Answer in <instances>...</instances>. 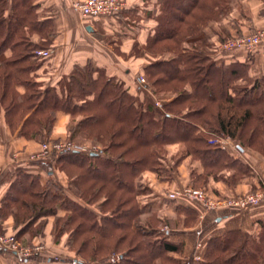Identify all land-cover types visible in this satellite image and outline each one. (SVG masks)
<instances>
[{
    "label": "trees",
    "instance_id": "16d2710c",
    "mask_svg": "<svg viewBox=\"0 0 264 264\" xmlns=\"http://www.w3.org/2000/svg\"><path fill=\"white\" fill-rule=\"evenodd\" d=\"M40 7V0H0V121L42 142L64 112L71 137L91 138L102 152L66 151L33 161L46 181L19 171L0 204V233L11 217L19 239L42 237L53 217L55 242L67 236L66 246L77 255L73 264H184L171 254L182 253L183 244L169 240L165 222L140 203L136 178L146 170L168 177L185 156L203 166L193 173L195 188L207 189L211 179L238 184L257 178L242 159L211 143L215 135H228L240 151L264 155V74L252 75L248 61L218 63L203 33L230 12L231 0H161L146 42H135L128 56L145 59L142 74L154 93L171 98L162 108L91 61L46 86L39 72L47 59L35 55L52 48L55 27ZM178 142L184 154L167 160L168 146ZM55 168L66 174L67 185ZM178 214L188 226L198 219L189 206L180 205ZM259 223L256 232L232 228L211 236L200 264H264ZM113 254L119 260L112 261Z\"/></svg>",
    "mask_w": 264,
    "mask_h": 264
},
{
    "label": "crops",
    "instance_id": "0c3cea01",
    "mask_svg": "<svg viewBox=\"0 0 264 264\" xmlns=\"http://www.w3.org/2000/svg\"><path fill=\"white\" fill-rule=\"evenodd\" d=\"M77 0H40V10L45 17L54 20L55 34L53 36V55L47 60L46 69L39 72V80L48 85L54 84L64 75L70 73L74 66H84L88 61L96 67L105 68L108 74L116 75L125 81L131 91L140 94L146 100V95L136 79L142 74L145 59L129 57L128 54L135 42L144 44L155 24V16L158 13L161 0H125L126 7L120 15L114 17H102L93 20L83 16L75 10L73 3ZM232 8L220 21H213L206 26L204 32L209 34L210 48H215L219 35L231 34L234 31H250L264 27V0H232ZM35 41L40 37L36 35ZM116 46L119 47L118 51ZM127 54V56L123 55ZM214 60L218 63L232 62L235 60L248 61L252 75L264 74V53H249L243 50L233 52H214ZM23 91L22 87H19ZM0 128V168L3 169V177L0 178V204L7 193L10 180L16 174L25 170L41 175L42 180H47L46 173L39 165L33 162L28 155L39 149V142L28 140L12 132L1 119ZM70 117L64 112H59L50 138H64L69 135L68 125ZM168 157L180 156L185 152L182 142L168 146ZM19 153V159L13 160L12 155ZM247 163L257 178L245 179L238 184H227L223 181L210 180L215 195H236L256 189L264 183V155L253 150L239 151L237 155ZM175 171L160 174L156 171L146 170L136 178V187L140 190L139 199L145 204H152V211L165 222L163 228L167 232L169 240L183 244L182 253H171L173 256L183 259L184 264H200L196 262L194 255L196 246L202 242V253L206 249L207 240L214 235H219L232 228H241L249 232H256L260 227V221H264V202L247 209L231 207H219L205 209L198 202L171 199L169 194L175 189L193 185V173L203 171L202 163L192 156L183 157L175 167ZM171 174V175H170ZM55 177L64 185H67L66 174L55 168ZM254 184H253V183ZM189 206L198 211V219L193 225H185L179 218L178 207ZM184 216V215H183ZM54 218L48 221L43 238L47 241L48 254L59 255V258L50 255L44 260L22 259L15 253L4 251L0 247V264H73L77 255L66 246L67 236L60 243H56L52 234ZM5 232L14 231L13 218H8L4 224ZM29 243L39 241L40 237H28ZM59 259V260H58Z\"/></svg>",
    "mask_w": 264,
    "mask_h": 264
},
{
    "label": "built area",
    "instance_id": "2783aa9c",
    "mask_svg": "<svg viewBox=\"0 0 264 264\" xmlns=\"http://www.w3.org/2000/svg\"><path fill=\"white\" fill-rule=\"evenodd\" d=\"M75 10L79 11L83 16L93 20H100L102 17H114L119 14L125 7V0H77L73 3ZM211 55L214 52H233L243 50L249 53H264V27L244 31L242 33H235L222 40H217L215 48H208ZM52 48H41L36 51L35 58L48 59L52 56ZM140 84L146 86L147 78L140 74L137 77ZM169 99L154 98L156 107H163L165 102ZM170 101V100H169ZM211 143L219 145L221 148L228 149L232 144L228 137H214ZM77 151L83 153H99L102 149L98 145L79 144L75 140H59L54 142L45 141L41 145V149L31 156V160H49L58 156L62 152ZM0 171V175H1ZM171 199H180L185 201L198 202L205 209L231 207L236 209H246L250 206H256L264 202V185H260L254 191L239 194L229 197H214L210 196L205 188H195L193 186H185L180 189H175L169 194ZM0 247L6 248L15 252L22 259H30L37 254H42L45 251L44 246L37 245L34 247L24 246L18 242L15 236L0 237ZM203 244L199 242L196 246L197 252L194 255L196 262L203 260L202 253ZM119 254H113L112 261L119 260Z\"/></svg>",
    "mask_w": 264,
    "mask_h": 264
},
{
    "label": "rangeland",
    "instance_id": "374dc122",
    "mask_svg": "<svg viewBox=\"0 0 264 264\" xmlns=\"http://www.w3.org/2000/svg\"><path fill=\"white\" fill-rule=\"evenodd\" d=\"M231 2H232V0H231ZM224 17V16H223ZM213 22V21H212ZM206 28V27H205ZM251 31V30H250ZM242 32H244V31H234L233 33H231V34H224V35H222V37H221V35H219V37H218V40H222V39H224V38H226V37H228V36H231L232 34H235V33H242ZM203 33L204 34H206V32H204L203 31ZM206 35H208L209 36V34H206ZM210 37V36H209ZM53 50V49H52ZM53 55V54H52ZM51 58V57H50ZM49 59V58H48ZM47 59V60H48ZM140 75V74H139ZM146 77V76H145ZM136 81H137V83L139 84V86H140V88H141V90H142V92L144 91L146 94V97H147V100H150V102H151V100H152V103L154 104V98H162V99H169V100H171V98L170 97H162V96H159V95H157V94H155L154 93V89H153V86L151 85V84H149L148 83V81H147V85L146 86H144V85H142V84H140L139 82H138V80L136 79ZM169 100H168V102H169ZM165 103H167V102H165ZM154 106H155V104H154ZM156 107V106H155ZM164 107V106H163ZM157 108H162V107H157ZM68 130H69V125H68ZM220 136H222V137H228V138H230L231 139V142H232V144L230 145L231 147L229 148L230 150H228L230 153H232V154H236L237 155V153L240 151V148H239V146L237 145V142H236V140H234V139H232L230 136H228V135H215V136H213V138L214 137H220ZM59 140H75L77 143H79V144H87V145H101V144H99V143H97V142H95L94 140H92L91 138H88V137H75V138H72L71 137V135H70V131H69V135L68 136H66V137H64V138H48L47 140H43L42 142H39V149H37V150H35V151H33V152H31V153H29V155H28V157L29 158H31V156L35 153V152H38L40 149H41V145L45 142V141H48V142H54V141H59ZM212 144H214V143H212ZM215 145V144H214ZM217 146H219V145H217ZM220 147V146H219ZM169 150V149H168ZM250 150H252V149H250ZM242 151V150H241ZM254 151V150H253ZM22 151H18V152H15L13 155H12V159L13 160H18L19 159V153H21ZM256 152V151H255ZM258 153V152H257ZM260 154V153H259ZM261 155H263V154H261ZM159 157H162V155H160ZM176 158V157H175ZM173 165V164H172ZM175 169V167H173V166H171V171H175L174 170ZM0 171H2L1 172V175H0V178L1 177H3V169L2 168H0ZM262 185H264V183H262ZM188 186H190V185H188ZM260 186V185H259ZM258 186V187H259ZM257 187V188H258ZM183 188V187H182ZM197 188V187H196ZM198 188H204L203 186H201V187H198ZM206 189V188H205ZM207 192H208V194L210 195V196H214V197H229V196H235V195H215V193L213 192V190H212V188H211V186L210 185H207ZM255 190V189H254ZM254 190H250V191H247V192H242V193H239L240 195L241 194H245V193H248V192H251V191H254ZM239 194H236V195H239ZM140 203L142 204V205H146L147 206V208L148 209H153V206H152V204H145V201L144 200H140ZM261 204V203H260ZM257 206V205H256ZM11 235H13V236H15V238H16V240L18 241V242H20L22 245H24V246H29V247H34V246H37V245H42V246H44V248H45V251L42 253V254H37V255H35V256H44V258H43V260L44 259H46L50 254H48V244H47V241L43 238V236L41 237V236H39L40 237V239H39V241H36V242H33V243H31V244H24L23 242H22V239H19L17 236H16V234H15V229H14V231L13 232H5V233H0V237L2 236V237H4V236H6V237H8V236H11ZM55 239V238H54ZM4 251H6V252H9V253H15V252H12V251H10V250H8V249H6V248H3V247H1ZM16 254V253H15ZM35 256H33V257H35ZM51 256V255H50ZM54 256H56V255H52L51 257L52 258H54ZM57 258H59V255H57L56 256ZM60 259V258H59ZM58 259V260H59ZM80 260V259H79Z\"/></svg>",
    "mask_w": 264,
    "mask_h": 264
},
{
    "label": "water",
    "instance_id": "95a60500",
    "mask_svg": "<svg viewBox=\"0 0 264 264\" xmlns=\"http://www.w3.org/2000/svg\"><path fill=\"white\" fill-rule=\"evenodd\" d=\"M80 264V263H79Z\"/></svg>",
    "mask_w": 264,
    "mask_h": 264
}]
</instances>
